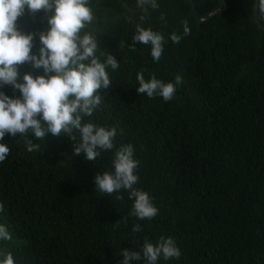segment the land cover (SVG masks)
I'll return each mask as SVG.
<instances>
[{"label":"trees","instance_id":"1","mask_svg":"<svg viewBox=\"0 0 264 264\" xmlns=\"http://www.w3.org/2000/svg\"><path fill=\"white\" fill-rule=\"evenodd\" d=\"M193 1L199 18L220 8L219 0ZM124 2L143 11L132 13ZM225 2L224 13L198 23L188 0H157L159 8L147 13L137 0H91V30L120 67L108 69L112 85L98 90L105 103L85 121L123 130L116 147L134 146L136 187L153 197L159 214L139 220L129 215L127 191L95 192L93 177L114 170V151H102L93 163L83 153L72 155L66 135L48 133L44 142L35 141L43 150L30 153L19 134H6L2 142L10 154L0 162V224L12 239L0 241V252L10 251L16 264H119L121 249L139 250L145 238L171 236L182 255L158 264H264V30L255 23L256 0ZM262 5L264 0L259 13ZM185 20L190 34L175 44L170 34H182ZM137 23L164 35L159 63L150 45L137 43L135 51L128 46ZM17 26L39 33L47 14L26 7ZM39 45L37 35L32 51ZM144 69L146 80L181 75L175 98L138 94L136 77ZM18 70L29 71L30 64ZM0 91L20 96L11 85ZM137 223L142 231L133 233Z\"/></svg>","mask_w":264,"mask_h":264},{"label":"clouds","instance_id":"2","mask_svg":"<svg viewBox=\"0 0 264 264\" xmlns=\"http://www.w3.org/2000/svg\"><path fill=\"white\" fill-rule=\"evenodd\" d=\"M137 5L147 13L148 7L159 8L157 0H137ZM31 13L44 10L47 14V27L39 33L22 32L17 20L25 8ZM264 11V5H262ZM146 16L141 15V23ZM131 19V18H130ZM161 21L166 23L165 14ZM95 15L91 0H0V88L5 85L20 92V96H8L0 91V162L10 154V147L2 142L6 134H19L28 152H41L43 147L35 141H45L46 135H66L73 140L72 155L84 154L93 163L102 151H114L113 171H100L93 177L95 192L101 196L127 191L132 200L130 216L139 220L153 219L159 209L153 197L136 185L139 182L137 169L140 161L135 158L131 143L116 147L115 138L122 129L117 126L105 127L89 119L105 103L100 89H108L112 79L108 69H119V61L110 53L105 55L97 42V31L91 30ZM136 24L132 36L133 43L128 46L135 51V45L142 43L151 46V57L159 63L166 43L161 32ZM183 33L173 32L170 39L179 44L184 36L190 34L187 20L182 22ZM39 36L37 52L32 51L33 40ZM125 42L120 41V48ZM100 53V55H97ZM100 56H104L101 60ZM30 64V70L21 73L19 65ZM36 70H42V74ZM143 71L137 73L138 94L148 98L160 96L165 102L175 98L183 78L177 74L173 81L165 82L151 75L145 79ZM31 134V137L29 136ZM123 200L122 195L116 196ZM5 205L0 202V212ZM119 224V220L116 221ZM131 231H142L139 223ZM12 236L0 224V241H10ZM119 264H158L179 259L182 255L175 239L160 236L155 242L145 238L139 250L123 248ZM0 264H16L13 254L0 252Z\"/></svg>","mask_w":264,"mask_h":264},{"label":"water","instance_id":"3","mask_svg":"<svg viewBox=\"0 0 264 264\" xmlns=\"http://www.w3.org/2000/svg\"><path fill=\"white\" fill-rule=\"evenodd\" d=\"M219 1H220V8L218 10L213 11L212 13H210L209 15H207L206 17L199 18L194 1L193 0H188L189 4L191 6V9H192L193 15L195 17V20L198 23L206 22L209 19H211L212 17H214L215 15L222 14V13L225 12V10L227 9V4H226L225 0H219ZM259 2H260V0H256V2H255V6H254V18H255V23L262 30H264V26L262 25V22L264 23V12H260V13L258 12ZM124 6L126 7L127 10H129L132 13H134V12L135 13H141L143 11V10L134 11L129 6H127V4L125 2H124Z\"/></svg>","mask_w":264,"mask_h":264}]
</instances>
